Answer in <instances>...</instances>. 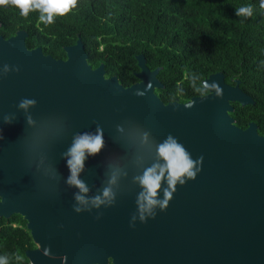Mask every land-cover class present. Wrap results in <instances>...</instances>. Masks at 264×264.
<instances>
[{"label": "water", "instance_id": "1", "mask_svg": "<svg viewBox=\"0 0 264 264\" xmlns=\"http://www.w3.org/2000/svg\"><path fill=\"white\" fill-rule=\"evenodd\" d=\"M28 36L0 34V216L27 220L32 264H264V135L231 114L234 102L255 104L240 80L216 73L204 81L207 95L167 104L156 92L165 87L161 68L151 70L144 54L140 81L126 87L105 64L89 63L81 37L64 60L30 49ZM25 99L36 103L21 109ZM98 133L104 148L79 176L89 189L82 205L67 153L77 136ZM169 136L203 158L201 171L142 222L136 178L158 162L156 145ZM107 187L114 201L94 207Z\"/></svg>", "mask_w": 264, "mask_h": 264}, {"label": "trees", "instance_id": "2", "mask_svg": "<svg viewBox=\"0 0 264 264\" xmlns=\"http://www.w3.org/2000/svg\"><path fill=\"white\" fill-rule=\"evenodd\" d=\"M251 5L252 17L235 10ZM38 12L28 17L11 6H0V34L9 39L27 31V46L42 48L56 59L68 58L67 47L82 38L89 63L106 66L130 87L140 80L138 56L151 70L160 69L165 84L157 94L165 103H185L205 96L204 81L224 73L229 84L241 88L255 104L234 102L236 124L247 129L256 123L264 135V9L260 0H76V6L52 24ZM28 222L20 214L0 216V256L9 264H32L27 251L36 249ZM113 264V263H111Z\"/></svg>", "mask_w": 264, "mask_h": 264}, {"label": "clouds", "instance_id": "3", "mask_svg": "<svg viewBox=\"0 0 264 264\" xmlns=\"http://www.w3.org/2000/svg\"><path fill=\"white\" fill-rule=\"evenodd\" d=\"M0 6H11L20 10V15L28 17L31 12L39 13V21L43 24H52L57 16H63L76 6V0H0ZM260 8L264 9V0H260ZM254 9L251 5L241 6L235 10L238 17H252ZM207 85H204L203 92L207 91ZM215 87V86H214ZM217 92L220 89L217 87ZM36 101L23 100L19 107L27 110L30 106H34ZM104 138L102 133L96 135L83 134L77 136L69 149L67 156L70 157L67 165L70 170L68 179L69 185H73L79 189V193L75 199L82 205H88L89 200L85 195L89 192L88 187L79 179L80 173L83 171L85 161L88 156L99 154L104 148ZM141 143L145 146L149 145L148 133H144ZM156 156L158 162L149 168H146L143 174L137 177V181L142 187V192L138 197V207L141 212L140 219L145 221L144 213L151 214L155 207L165 210L169 202L173 198L177 185H185L188 180H195L201 168L198 167L200 161L193 160L191 153L178 142L177 139L169 136L165 141L156 145ZM117 182V176L113 175L110 184ZM167 184V188L163 189L164 198L158 199L159 192L162 190V184ZM115 199V193L112 187L103 190L100 196L91 200L94 207H100L104 204H111ZM75 211L80 212L81 208ZM135 225H131L134 227ZM0 264H9L7 256H0Z\"/></svg>", "mask_w": 264, "mask_h": 264}]
</instances>
